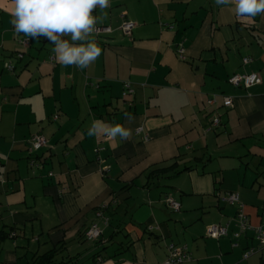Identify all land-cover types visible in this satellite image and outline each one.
<instances>
[{
  "label": "crops",
  "instance_id": "0c3cea01",
  "mask_svg": "<svg viewBox=\"0 0 264 264\" xmlns=\"http://www.w3.org/2000/svg\"><path fill=\"white\" fill-rule=\"evenodd\" d=\"M13 9L0 0V264L51 249L49 264H160L170 244L186 246L184 264H264V250L243 258L252 240L233 247L230 234L205 233L227 221L235 230L238 205L217 193H237L252 225L264 213V15L238 17L215 0H110L93 15L112 32L89 37L102 52L81 71L43 37L17 44ZM122 19L135 23L129 35ZM234 73L261 82L234 86ZM93 117L131 139L89 137ZM33 134L46 145L30 167ZM93 223L101 236L89 241Z\"/></svg>",
  "mask_w": 264,
  "mask_h": 264
},
{
  "label": "clouds",
  "instance_id": "9594fccd",
  "mask_svg": "<svg viewBox=\"0 0 264 264\" xmlns=\"http://www.w3.org/2000/svg\"><path fill=\"white\" fill-rule=\"evenodd\" d=\"M13 3L11 23L15 34L33 40L45 38L53 45L52 52L61 65L83 71L101 55V48L89 39L101 19L93 12L97 8H109L110 0H13ZM215 5H234L235 14L242 18L264 15V0H215ZM102 14L107 18L106 11ZM125 115L129 120L134 119L131 114ZM87 135L127 141L132 137V130L123 124L93 117Z\"/></svg>",
  "mask_w": 264,
  "mask_h": 264
},
{
  "label": "built area",
  "instance_id": "2783aa9c",
  "mask_svg": "<svg viewBox=\"0 0 264 264\" xmlns=\"http://www.w3.org/2000/svg\"><path fill=\"white\" fill-rule=\"evenodd\" d=\"M135 27V23L129 19H122L120 28L123 32L129 35L132 29ZM97 31L93 34L95 37H98L101 34L107 35L112 32V29L109 26H100L96 25ZM30 38L25 37L23 34H20L16 42L22 48H26L29 46ZM181 52V51H180ZM23 53L18 51L16 53L17 58H21ZM244 63L249 62V58L243 59ZM4 68L7 71L13 70V65L10 62L4 63ZM228 82L234 86H244L249 87L261 82V76L257 73H234L228 78ZM132 90L129 84H124V89L122 95L125 96L131 93ZM212 103V100L209 101ZM223 105L229 107L232 105V100L230 97H223ZM56 118V116H54ZM220 123L219 116H216L212 120V127L218 126ZM139 131V130H137ZM46 145V139L41 134H33L28 139L27 146V156L30 167L38 166L37 161V152ZM219 201L228 204L235 205L237 204V211L234 217V231H229L230 221L225 223H211L206 227L205 233L207 236L219 239L222 237H226L229 234L233 239L232 246H238L239 239L244 237L246 240H252V244L247 246L243 252V258H248L251 255L258 253L261 250H264V213H262L259 224L252 225L249 223L247 215L242 210V205L239 204V196L235 192H225V193H217ZM167 206L171 210L178 211L180 209L179 202L172 197L171 195H167L165 198ZM100 214L97 213V216ZM14 234L12 233L11 236ZM101 236V230L97 226L96 223L91 224L85 231L84 237L89 241H96ZM190 259L189 252L186 246H177L174 244H170L168 246V255L164 261L160 264H184L186 261Z\"/></svg>",
  "mask_w": 264,
  "mask_h": 264
},
{
  "label": "trees",
  "instance_id": "16d2710c",
  "mask_svg": "<svg viewBox=\"0 0 264 264\" xmlns=\"http://www.w3.org/2000/svg\"><path fill=\"white\" fill-rule=\"evenodd\" d=\"M55 253L54 249L49 250L48 252L41 254L38 256V261L34 262L33 264H49L51 259Z\"/></svg>",
  "mask_w": 264,
  "mask_h": 264
}]
</instances>
